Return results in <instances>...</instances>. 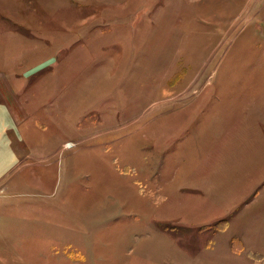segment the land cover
Listing matches in <instances>:
<instances>
[{"label": "rangeland", "instance_id": "374dc122", "mask_svg": "<svg viewBox=\"0 0 264 264\" xmlns=\"http://www.w3.org/2000/svg\"><path fill=\"white\" fill-rule=\"evenodd\" d=\"M1 35L53 94L0 264H264V0H0Z\"/></svg>", "mask_w": 264, "mask_h": 264}, {"label": "crops", "instance_id": "0c3cea01", "mask_svg": "<svg viewBox=\"0 0 264 264\" xmlns=\"http://www.w3.org/2000/svg\"><path fill=\"white\" fill-rule=\"evenodd\" d=\"M1 38L2 35L0 36V195L5 196L6 193H14L17 190H34V188L42 190L45 186L43 180L33 176L34 171L29 170L35 165L36 160L46 157L41 155L44 154L41 144L44 136L42 135L44 127L41 125L44 123L39 119L34 120L31 116L42 114L38 110L44 107L49 109L53 93L45 95L48 89L46 85L39 87L37 91L40 89L44 91L41 94L38 92L41 95L39 99L45 97V102L43 104L40 100L36 102L38 98L36 88L30 86L33 75L31 73L44 63L39 65L34 63L31 67L25 65V72L20 73V60L16 58L19 54H15L14 49L10 50L11 45L7 47L2 45ZM14 58L18 59L15 68ZM52 79V77L47 78L44 82L48 83ZM61 88L59 87L58 90ZM59 94L63 100L62 90Z\"/></svg>", "mask_w": 264, "mask_h": 264}, {"label": "built area", "instance_id": "2783aa9c", "mask_svg": "<svg viewBox=\"0 0 264 264\" xmlns=\"http://www.w3.org/2000/svg\"><path fill=\"white\" fill-rule=\"evenodd\" d=\"M66 146H67V147H72V146H74V143H72V142H68V143H66Z\"/></svg>", "mask_w": 264, "mask_h": 264}]
</instances>
